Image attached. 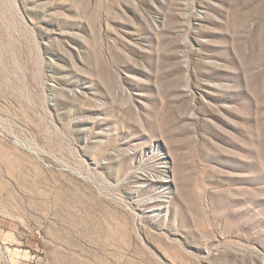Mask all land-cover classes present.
I'll use <instances>...</instances> for the list:
<instances>
[{"label":"rangeland","instance_id":"obj_1","mask_svg":"<svg viewBox=\"0 0 264 264\" xmlns=\"http://www.w3.org/2000/svg\"><path fill=\"white\" fill-rule=\"evenodd\" d=\"M0 264H264V0H0Z\"/></svg>","mask_w":264,"mask_h":264},{"label":"bare ground","instance_id":"obj_2","mask_svg":"<svg viewBox=\"0 0 264 264\" xmlns=\"http://www.w3.org/2000/svg\"><path fill=\"white\" fill-rule=\"evenodd\" d=\"M0 253L2 254V251H0Z\"/></svg>","mask_w":264,"mask_h":264}]
</instances>
